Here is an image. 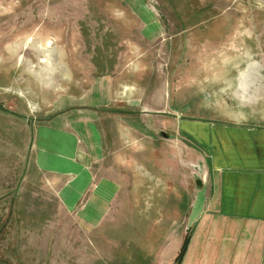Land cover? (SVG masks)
<instances>
[{
  "label": "crops",
  "instance_id": "crops-1",
  "mask_svg": "<svg viewBox=\"0 0 264 264\" xmlns=\"http://www.w3.org/2000/svg\"><path fill=\"white\" fill-rule=\"evenodd\" d=\"M193 2L169 85L94 38L56 97L0 96V264H264V0Z\"/></svg>",
  "mask_w": 264,
  "mask_h": 264
},
{
  "label": "rangeland",
  "instance_id": "rangeland-1",
  "mask_svg": "<svg viewBox=\"0 0 264 264\" xmlns=\"http://www.w3.org/2000/svg\"><path fill=\"white\" fill-rule=\"evenodd\" d=\"M191 3L194 8L193 0H0V96L25 98L28 94L35 104L56 97L73 74L64 61V50L75 56L84 41L94 38H149L151 47L145 58L138 53L142 49L138 42L134 43V54L125 55L134 62L128 69L138 70L141 63L144 73L155 74L151 85H169L173 75L165 73L174 64L175 43L171 38L176 17L188 27L184 38H196L193 30L197 26H191L197 23L196 13ZM176 8L181 10L176 12ZM149 25L154 27L151 32ZM139 60L143 63H137ZM72 61L79 63L76 57ZM142 75H127L131 87L138 88ZM14 81L13 86H5ZM187 86L184 84L182 90ZM183 110L190 112L192 107ZM226 114L231 117L240 111L229 105ZM5 205L0 203V211ZM9 221L1 214L0 228ZM69 231L77 238L73 227ZM4 238L0 235V243Z\"/></svg>",
  "mask_w": 264,
  "mask_h": 264
},
{
  "label": "trees",
  "instance_id": "trees-1",
  "mask_svg": "<svg viewBox=\"0 0 264 264\" xmlns=\"http://www.w3.org/2000/svg\"><path fill=\"white\" fill-rule=\"evenodd\" d=\"M183 253V252H182ZM181 255V254H180ZM180 257V256H179ZM179 259V258H178Z\"/></svg>",
  "mask_w": 264,
  "mask_h": 264
}]
</instances>
